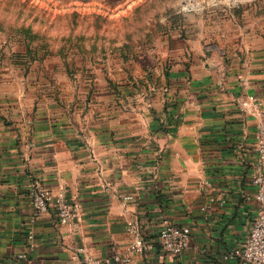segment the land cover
<instances>
[{"label": "crops", "instance_id": "obj_1", "mask_svg": "<svg viewBox=\"0 0 264 264\" xmlns=\"http://www.w3.org/2000/svg\"><path fill=\"white\" fill-rule=\"evenodd\" d=\"M195 19L130 71L48 75L0 55V264H243L225 255L257 210L264 3ZM34 179L74 206L69 223L54 207L36 214ZM129 221L148 243L141 252L128 247ZM165 223L191 229L178 254L160 248Z\"/></svg>", "mask_w": 264, "mask_h": 264}, {"label": "rangeland", "instance_id": "obj_2", "mask_svg": "<svg viewBox=\"0 0 264 264\" xmlns=\"http://www.w3.org/2000/svg\"><path fill=\"white\" fill-rule=\"evenodd\" d=\"M254 2L264 0H0V55L48 75L98 63L130 71L189 19Z\"/></svg>", "mask_w": 264, "mask_h": 264}, {"label": "built area", "instance_id": "obj_3", "mask_svg": "<svg viewBox=\"0 0 264 264\" xmlns=\"http://www.w3.org/2000/svg\"><path fill=\"white\" fill-rule=\"evenodd\" d=\"M248 102V101H247ZM243 101V105L247 104ZM259 108L260 117L255 129V170L251 181L254 186V198L257 203L255 218L253 219L244 241L231 248L226 258H238L243 264H264V102L257 99L252 101ZM30 200L36 214L43 213L54 207L56 216L61 223H69L75 216L74 206L63 194L52 199L47 187L39 180L34 179L29 186ZM127 229L132 233V240L128 247L131 251L141 252L148 243L137 221H129ZM191 229L185 224L165 223L159 231L158 240L162 251L169 254H178L189 244ZM20 257L23 254H19ZM117 259V255H114ZM125 261L128 258H124ZM102 259L88 257L83 264H101Z\"/></svg>", "mask_w": 264, "mask_h": 264}]
</instances>
